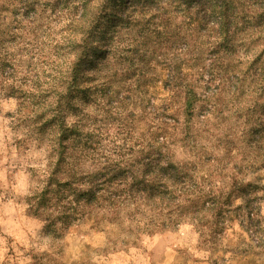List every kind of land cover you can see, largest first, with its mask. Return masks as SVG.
Instances as JSON below:
<instances>
[{
    "label": "clouds",
    "instance_id": "obj_1",
    "mask_svg": "<svg viewBox=\"0 0 264 264\" xmlns=\"http://www.w3.org/2000/svg\"><path fill=\"white\" fill-rule=\"evenodd\" d=\"M0 264H264V0H0Z\"/></svg>",
    "mask_w": 264,
    "mask_h": 264
}]
</instances>
